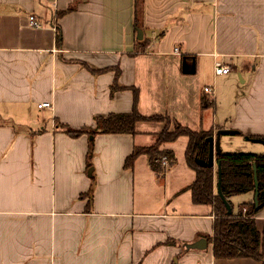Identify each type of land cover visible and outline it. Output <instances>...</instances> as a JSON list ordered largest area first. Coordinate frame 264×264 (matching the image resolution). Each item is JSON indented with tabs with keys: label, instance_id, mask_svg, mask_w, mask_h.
<instances>
[{
	"label": "crops",
	"instance_id": "1",
	"mask_svg": "<svg viewBox=\"0 0 264 264\" xmlns=\"http://www.w3.org/2000/svg\"><path fill=\"white\" fill-rule=\"evenodd\" d=\"M134 104L193 131L241 132L222 135L224 152L264 153L246 139L264 136V0H143L139 15L136 0H0V264H261L214 256V208L188 189V136L160 145L172 153L160 171L136 149L165 121L82 130ZM214 170L217 190V155ZM241 196L235 212L254 199ZM256 223L264 233V208Z\"/></svg>",
	"mask_w": 264,
	"mask_h": 264
},
{
	"label": "trees",
	"instance_id": "2",
	"mask_svg": "<svg viewBox=\"0 0 264 264\" xmlns=\"http://www.w3.org/2000/svg\"><path fill=\"white\" fill-rule=\"evenodd\" d=\"M143 0H136V14L142 11ZM73 7H70L71 10ZM65 11L59 14H64ZM138 19V16H136ZM138 23V22H136ZM58 40L61 43L62 34L58 33ZM94 73H101L113 69H93ZM120 71L117 70L116 79L112 85V91L120 88L117 80ZM137 97L138 90L134 88ZM133 111L129 113H109L107 115H96L94 117V127H84L82 130H89L95 133H130L135 130L136 123L141 120H161L166 122V127L158 135L157 142L150 147H138L136 155L146 153L149 155L150 163L155 169L162 171L160 159L164 155L171 157V152H162L159 147L162 143L174 141L182 135L189 138L187 146V160L189 165L195 170L196 177L188 187L192 193L195 203L212 205L215 213L213 235H204L213 244V252L216 258H252L264 264V233L258 228L256 215L264 208V153L247 151H221L217 155V162L221 167V189L223 194L232 204L230 198L239 194L253 193L255 195V173L258 179L257 202L252 199L240 204L237 212L228 213L227 207L215 189V170L199 164L196 159H208L209 141L207 137L213 133L210 131H193L182 126L179 122L173 121L169 117L156 115L151 117L143 116L134 104ZM174 124L173 130L170 125ZM58 126L68 129L73 134V130L68 125L58 121ZM80 134L78 131L75 133ZM237 134H242L237 131ZM258 138H262L258 137ZM92 153L89 149L88 157ZM256 166V171H255ZM172 243H176L174 240Z\"/></svg>",
	"mask_w": 264,
	"mask_h": 264
},
{
	"label": "water",
	"instance_id": "3",
	"mask_svg": "<svg viewBox=\"0 0 264 264\" xmlns=\"http://www.w3.org/2000/svg\"><path fill=\"white\" fill-rule=\"evenodd\" d=\"M184 70L185 72H194V68H191L190 65L186 64L184 66ZM224 134H237V130L235 129H227V128H221L219 129L216 134H212L209 137H207V140L209 141V157L208 159H201V158H197L196 161L203 165V166H207V167H215V161H216V155H218L222 150H221V146H220V139L222 137V135ZM246 139H250L254 142H261L264 143V136L262 138H258V137H250V136H246ZM255 171H256V166H255ZM255 184H256V191H255V195H254V200L257 202V198H258V179H257V175L255 173ZM217 191L220 194V196L222 197L228 213H232L233 212V206L230 203V201L226 198V196L223 194L222 189H221V167H220V163H218V182H217ZM207 239L206 238H201L200 240L196 241L195 243H193L192 247H196L199 249H204L207 246Z\"/></svg>",
	"mask_w": 264,
	"mask_h": 264
},
{
	"label": "built area",
	"instance_id": "4",
	"mask_svg": "<svg viewBox=\"0 0 264 264\" xmlns=\"http://www.w3.org/2000/svg\"><path fill=\"white\" fill-rule=\"evenodd\" d=\"M28 26L38 28V27L41 26V23H40V21L38 20V18L35 15H30L29 16V20H28ZM175 51L179 52L180 48L176 47ZM231 70H232V68L229 65H225V64H222V63H218V65L216 67V73L217 74H227ZM205 91L212 92V88L207 86V87H205ZM39 107L40 108H42V107H52V103L49 102V101H46V102L40 103ZM162 164L165 165V166L169 164L167 156H164L162 158Z\"/></svg>",
	"mask_w": 264,
	"mask_h": 264
},
{
	"label": "rangeland",
	"instance_id": "5",
	"mask_svg": "<svg viewBox=\"0 0 264 264\" xmlns=\"http://www.w3.org/2000/svg\"><path fill=\"white\" fill-rule=\"evenodd\" d=\"M236 135V134H235ZM235 137H238V136H235ZM251 143V142H250ZM253 143H255V144H253ZM252 144L253 145H258L257 147H261L262 148V146L261 145H263V144H261V142H253ZM264 147V146H263ZM245 151V150H244ZM247 151V150H246ZM241 195H244V194H239V195H235L236 197H239V196H241ZM234 196V197H235ZM241 197H244V196H241ZM234 201H236L237 200V198H234L233 199Z\"/></svg>",
	"mask_w": 264,
	"mask_h": 264
}]
</instances>
